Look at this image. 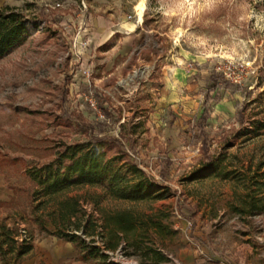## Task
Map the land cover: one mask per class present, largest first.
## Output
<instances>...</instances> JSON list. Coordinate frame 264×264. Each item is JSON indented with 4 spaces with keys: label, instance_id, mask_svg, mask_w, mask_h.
Wrapping results in <instances>:
<instances>
[{
    "label": "rangeland",
    "instance_id": "1",
    "mask_svg": "<svg viewBox=\"0 0 264 264\" xmlns=\"http://www.w3.org/2000/svg\"><path fill=\"white\" fill-rule=\"evenodd\" d=\"M35 3L23 10L27 36L0 58V177L13 193L0 213L16 219L14 235L26 230L32 242L51 236L65 227L57 201L73 199L79 210L66 227L93 221L95 244L112 264H264V0ZM41 7L45 21L36 17ZM99 16L139 24L134 38L119 33L97 47ZM213 70L232 84L211 104L202 138L190 127ZM69 115L70 126L60 124ZM83 120L121 137L162 196L114 199L86 185L33 213L32 175L63 144L90 138ZM118 213L131 215L133 228L115 236L117 227L105 223Z\"/></svg>",
    "mask_w": 264,
    "mask_h": 264
},
{
    "label": "trees",
    "instance_id": "2",
    "mask_svg": "<svg viewBox=\"0 0 264 264\" xmlns=\"http://www.w3.org/2000/svg\"><path fill=\"white\" fill-rule=\"evenodd\" d=\"M35 1L26 3L22 8L0 4V58L18 47L27 36L30 18L23 10L36 7ZM72 1L80 3L82 0ZM44 9L41 7L36 16L41 21L46 20ZM107 44L108 42L105 43V45ZM231 84L224 78L222 72L210 71L206 80V89L203 91L202 112L196 123L191 125V132L196 130L198 136L204 138L206 125L210 118V106L222 98L223 93ZM239 89H241V85L235 84V90ZM101 109L107 117H110V113L103 106ZM60 124L70 126V115ZM81 128L85 132L90 131L91 133L87 141L63 144L58 149L57 157L32 175L36 182L33 199L38 202L33 213L44 201L55 199L58 195L86 185L101 187L106 194L114 199L140 201L157 199L162 196L146 173L130 158L124 148L122 138L111 133L107 125L83 120ZM204 152L206 153L205 149ZM13 162H15L14 159ZM3 203L0 202V204ZM57 205L59 218L65 227L57 226L56 231L48 232L41 220L42 217L37 215L35 221L41 225V230L72 242L79 249V258L87 264H112L108 261L106 252L95 244L93 236L96 232L93 221H88V225H86L78 219L75 223V230H69L66 227V222L77 217L79 210L77 201L73 199L58 200ZM110 219L113 221V225H110ZM131 220V215L118 213L111 218L107 216L105 225L109 229L117 227L116 236L118 231H127L133 228ZM14 234L15 232L11 228L2 227L0 231V260L3 262H6L9 253L12 254L14 260H17L32 250L31 243H17ZM106 247L114 248L115 244L112 243ZM160 258L166 259L163 256Z\"/></svg>",
    "mask_w": 264,
    "mask_h": 264
},
{
    "label": "crops",
    "instance_id": "3",
    "mask_svg": "<svg viewBox=\"0 0 264 264\" xmlns=\"http://www.w3.org/2000/svg\"><path fill=\"white\" fill-rule=\"evenodd\" d=\"M93 29L99 37H103L97 47L108 42L115 34L126 33L128 38L133 39L131 35L139 24L113 22L110 17H98L93 22ZM137 26V27H136ZM124 42V41H123ZM112 43V41H111ZM13 196L12 190L6 187L3 177H0V202H9ZM16 219L6 217L0 213V231L2 227L11 228L17 225ZM31 223V222H30ZM38 224V222L35 221ZM34 226V224H33ZM32 250L21 259L14 260L12 254L7 255L6 262L0 260V264H87L79 258V249L70 241L55 235L36 240L31 243Z\"/></svg>",
    "mask_w": 264,
    "mask_h": 264
},
{
    "label": "built area",
    "instance_id": "4",
    "mask_svg": "<svg viewBox=\"0 0 264 264\" xmlns=\"http://www.w3.org/2000/svg\"><path fill=\"white\" fill-rule=\"evenodd\" d=\"M224 75H225V73H224ZM15 239H16L17 243H19V244L22 242L31 243L34 240V236L31 235L30 233H28L26 230H22L19 235L15 236Z\"/></svg>",
    "mask_w": 264,
    "mask_h": 264
},
{
    "label": "bare ground",
    "instance_id": "5",
    "mask_svg": "<svg viewBox=\"0 0 264 264\" xmlns=\"http://www.w3.org/2000/svg\"><path fill=\"white\" fill-rule=\"evenodd\" d=\"M135 11L139 18V21H142L143 13H144V5L143 4H137L135 5Z\"/></svg>",
    "mask_w": 264,
    "mask_h": 264
}]
</instances>
